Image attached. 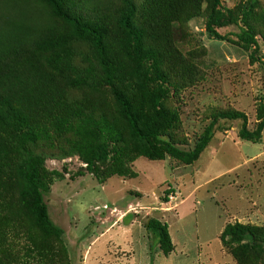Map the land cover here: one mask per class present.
<instances>
[{"label":"trees","instance_id":"trees-1","mask_svg":"<svg viewBox=\"0 0 264 264\" xmlns=\"http://www.w3.org/2000/svg\"><path fill=\"white\" fill-rule=\"evenodd\" d=\"M200 17L216 39L239 26V44L264 62L261 0H0V264H71L44 201L62 176L49 157L78 155L104 183L135 177L142 156L194 164L220 119L242 120L241 139H262L264 96L254 130L245 112L216 110L194 148L182 147L172 91L200 74L197 50L184 48ZM144 226L163 254L175 250L167 222ZM220 240L238 264H264V225L229 222Z\"/></svg>","mask_w":264,"mask_h":264},{"label":"rangeland","instance_id":"rangeland-1","mask_svg":"<svg viewBox=\"0 0 264 264\" xmlns=\"http://www.w3.org/2000/svg\"><path fill=\"white\" fill-rule=\"evenodd\" d=\"M239 1L223 4L233 7ZM189 31L184 48L197 50L200 74L172 91L171 100L182 121L177 131L188 141L182 147L188 150L216 110L245 112L254 130L264 96V62H253L250 51L239 44V26L220 28L229 38L216 39L200 17L191 21ZM260 43L264 51L261 38ZM242 124L240 119H220L194 164L142 156L133 163L135 177L113 176L104 183L78 155L47 158V169L62 176L54 177L44 201L71 264H238L220 240L225 226L237 221L264 225V131L258 142L241 139ZM169 189L175 197L165 201ZM129 215L131 225L126 223ZM150 217L170 226L175 250L168 256L144 226Z\"/></svg>","mask_w":264,"mask_h":264},{"label":"crops","instance_id":"crops-1","mask_svg":"<svg viewBox=\"0 0 264 264\" xmlns=\"http://www.w3.org/2000/svg\"><path fill=\"white\" fill-rule=\"evenodd\" d=\"M126 223H128V224L131 223V220H128V222L126 221ZM167 223H168V222H167ZM128 224H126L124 227H129V225H131V224H129V225H128ZM112 228H113V227H112ZM113 229H114V228H113ZM169 229H170V226H169ZM108 230H109V228H108Z\"/></svg>","mask_w":264,"mask_h":264},{"label":"built area","instance_id":"built-area-1","mask_svg":"<svg viewBox=\"0 0 264 264\" xmlns=\"http://www.w3.org/2000/svg\"><path fill=\"white\" fill-rule=\"evenodd\" d=\"M168 197H170V198L173 199L175 196H174V195L172 194V192H171V194H169Z\"/></svg>","mask_w":264,"mask_h":264}]
</instances>
